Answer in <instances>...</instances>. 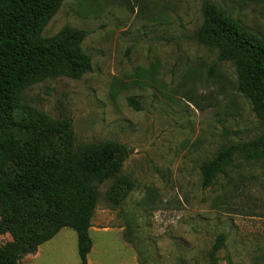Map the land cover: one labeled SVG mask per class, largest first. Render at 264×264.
Listing matches in <instances>:
<instances>
[{
    "label": "rangeland",
    "instance_id": "1",
    "mask_svg": "<svg viewBox=\"0 0 264 264\" xmlns=\"http://www.w3.org/2000/svg\"><path fill=\"white\" fill-rule=\"evenodd\" d=\"M206 3L264 40V0H66L40 34L85 31L91 71L28 87L19 104L68 117L76 150L129 152L97 185L87 264H208L221 235L217 264H264V158H236L202 187L203 163L264 135V116L235 91L234 64L196 40ZM15 241L0 231V250ZM17 264H79L76 233L62 229Z\"/></svg>",
    "mask_w": 264,
    "mask_h": 264
},
{
    "label": "trees",
    "instance_id": "2",
    "mask_svg": "<svg viewBox=\"0 0 264 264\" xmlns=\"http://www.w3.org/2000/svg\"><path fill=\"white\" fill-rule=\"evenodd\" d=\"M65 1L0 0V231L10 227L16 236L0 250V264H17L20 255L35 253L62 229L76 233L79 264H87L97 185L115 178L129 155L118 144L76 150L68 117L50 122L19 104L28 87L46 79H79L91 71L90 58L80 50L85 31L64 28L51 39L40 38ZM195 37L217 50L219 60L234 64L235 91L263 117L264 40L209 3ZM128 104L139 109L135 99ZM262 157L264 135L223 149L202 164V187H211L236 158L249 163ZM123 187H116V202ZM224 240L223 235L217 238L208 264H217Z\"/></svg>",
    "mask_w": 264,
    "mask_h": 264
},
{
    "label": "crops",
    "instance_id": "3",
    "mask_svg": "<svg viewBox=\"0 0 264 264\" xmlns=\"http://www.w3.org/2000/svg\"><path fill=\"white\" fill-rule=\"evenodd\" d=\"M39 251V250H38Z\"/></svg>",
    "mask_w": 264,
    "mask_h": 264
}]
</instances>
